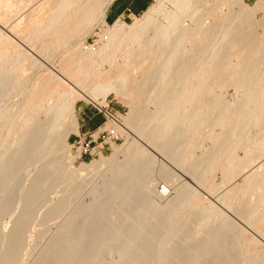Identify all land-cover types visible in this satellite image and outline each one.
Masks as SVG:
<instances>
[{"label":"bare ground","instance_id":"6f19581e","mask_svg":"<svg viewBox=\"0 0 264 264\" xmlns=\"http://www.w3.org/2000/svg\"><path fill=\"white\" fill-rule=\"evenodd\" d=\"M33 1L35 0H23L21 5L24 7ZM169 1L172 3V9L166 10L162 6L157 9L154 6L149 7L144 18L132 26L120 25L119 22L113 25L105 24L106 29L103 32L109 36L108 40L96 50L102 57L101 61L98 62L93 53L88 51H74L66 61V66L63 61L60 62L59 68H66L52 77L53 86L49 85L52 80V75H49L45 80L27 88L19 66L26 54L19 49L11 59L4 60L5 53L0 49V167L3 171L0 176L1 183H10L9 181L17 175L18 162L21 164L22 160L25 164L23 158L31 156L27 167L36 163H39V167L33 165L34 168L37 167V174L34 173L36 177L31 181L30 191L19 193L18 204L22 198L36 194L31 191L37 187L47 196L45 194L52 191L53 185L68 182L63 190L69 187L71 195L78 190L82 192L84 189L81 187L87 186L86 182L99 179L100 182L96 183L92 190L89 189L93 203H89L87 209L86 206L82 209L97 210L99 202L114 199L120 205L125 204L123 209L114 210V213L123 214L121 219L117 214V220L129 224L128 229L117 224L105 232L99 229V233V227L96 226L100 224L95 223L100 221L99 216L97 221L92 219V223H95L92 226L88 220L85 225L80 224L83 230L88 225L97 229L88 232L90 234L86 233L87 229L78 234L79 230H73L74 223L84 215L80 216L79 212L72 213L57 230L58 241L62 235L64 239L62 237V241L46 245L33 264H205L215 262L218 256L224 257L221 255L225 252L211 251V244L225 242L227 236L235 238V246H258V239L246 241L244 227L231 221L226 213L211 202L203 201L193 185L215 193V186L209 185L208 174L217 167L222 174L223 187L228 184L230 177L244 175L240 194L235 199L229 198L232 190L221 193L217 199L248 227H255L264 220V5L258 2L248 8L243 0ZM83 2L84 0L47 2L51 7H55L57 12L32 32V40L23 43L14 37L19 41L15 40L16 46L21 43L24 47L33 48L34 40L39 37L59 36L69 30L78 24L80 19L74 11L70 15L67 12L73 7L82 8ZM104 5L105 1L98 0L87 6L83 11L86 18L102 16ZM258 9L263 11L260 22L254 19V12ZM20 10L16 8L13 0H0V13H8L6 19H2L4 16L0 15V27H7V33L10 34L12 29L6 23L10 20L13 22ZM11 41L9 36H3L0 32V47L15 43ZM52 46V42H48L36 51L43 59H30L34 69L52 61L55 57ZM7 48L8 46L5 49ZM104 65L108 67L107 70H104ZM219 86L220 90L232 86L241 96L236 102L229 104L221 94L216 93V87ZM101 88L103 94L96 96L95 93ZM123 90L129 91L133 99L127 116L122 119L123 125L142 137L152 151L165 157L179 170L180 174L177 175L170 171L169 167L159 164V177L180 182L176 187L167 181L164 182L163 187L168 192L175 188L176 194L164 206L149 198L153 192V180L150 176L153 173H150L156 164L154 152L148 151L134 139L126 141L122 147L114 148L110 157L101 156L88 164L81 163L78 169L70 168L73 159L68 155L67 141L72 133H77L78 123L74 114L76 100L80 98L99 105L107 92L123 93ZM13 98H17V101H13ZM232 120L236 121L234 126L223 131L214 144L200 155L195 154V149L204 135L209 139L214 137L215 129ZM108 122L104 129L123 132L122 125ZM4 126H9L5 134ZM188 154V158H185ZM121 156L122 159H119ZM67 160L70 163H65ZM84 171L86 173L81 175ZM6 193L7 190L2 186L0 195L3 197ZM143 195L150 199L149 202H145L146 198L143 199V202L148 204L141 202L137 206L134 202L137 206L133 207L134 212L125 210V207L132 208L128 207L132 205L128 203L142 200ZM156 195L162 198L160 193L157 192ZM33 197L35 199V195ZM68 197H58L60 199L50 204L47 211L51 212L59 207L61 211L64 210L69 202ZM3 201L0 200V207L8 205ZM112 205L114 208L116 204ZM27 206L22 208V220L13 222V230L6 235L8 239L5 237L7 241L1 243L0 239V264H21L23 261L20 259L22 255L19 256L22 241L18 234L20 229V233H23V220L29 213ZM112 216L110 214L108 219ZM157 216H162L165 220L163 223L167 222V227L161 230L163 238L159 240V233L153 231L150 225L152 223L149 224L148 221L151 217H156L154 219L157 220ZM184 216L190 220L194 218L191 219L190 216H197V220L194 219L196 222L192 221L195 224V231L192 230L194 233L183 232L184 235L187 232L191 235L190 244L194 242L192 240L196 239L197 234L205 236L204 239L198 236L203 239L202 245H199L201 242H195L191 245H199L197 248L193 246L189 248L190 251L186 250L189 251L187 254L181 255L184 251L178 253L180 247L172 252L176 250L174 247L179 245H175L174 239L173 248L170 247L173 250L168 251L167 247L171 244V233L180 228L175 225L177 219ZM29 217L30 215L27 218ZM138 217H144L143 221ZM201 229L204 232H199ZM76 231L78 237H75ZM222 231L228 232V235ZM155 233V250L150 243L154 250L150 253L146 250L148 248L142 247V243L144 239H151ZM93 236L97 238L96 241L84 247L83 240ZM142 237L145 238L142 240ZM181 238L182 236L179 239L182 240ZM183 241L190 240L184 238ZM224 246L227 247L226 244ZM104 251L110 256L116 255L117 260L102 259L101 253ZM248 252L245 251L246 255L243 252L245 256L241 254L244 264H263L264 250L260 253L255 250ZM237 257L235 260L238 264L240 261L238 262ZM226 259L228 261V258Z\"/></svg>","mask_w":264,"mask_h":264},{"label":"rangeland","instance_id":"374dc122","mask_svg":"<svg viewBox=\"0 0 264 264\" xmlns=\"http://www.w3.org/2000/svg\"><path fill=\"white\" fill-rule=\"evenodd\" d=\"M49 1H51V0H35V1L31 2V3H28L26 6L23 7L21 5L23 0H13L16 8H19L21 10H20V12H18L19 14L16 15V19L13 20V22H12V20H10V21H8V23H6V25H10L12 31L9 34V33H7V31H9V29L7 27H5L4 25H3L5 27L4 29H2L0 27V32L2 33V35L3 36L4 35L9 36L10 39L12 40L11 42H15V43H11L10 45L6 44L5 46H1L0 47V49H2V52L5 53V54L3 53L4 54L3 55L4 56V60L11 59L14 56V54L16 53V51L19 50V49H21L22 52L26 54V58L21 60L19 66H21L20 69H21L22 76H23L22 79L24 80L27 88L31 87L32 84H36V83H39V82L45 80L46 78L49 77V75H52L51 76V78H52V77H54V75H57V72L61 73L62 71H65L66 67L61 70L59 68V64H60L61 61H63L64 65L66 66V61L69 60V58L71 57V55L73 54L74 51L81 50L83 52L84 51H88L90 53H93L94 58L98 62H100L102 57H101L100 54L96 53V50L98 49V47H100L101 45L105 44L107 42V40H108V37H109L107 35V33L103 32L106 29V25L103 22V15L102 16L98 15V17H91V18L87 19L86 16H85V13L83 12L85 8L87 9V6H90V5L94 4L98 0H84V2L82 4V8L73 7L67 12L69 15L72 13V11H74L77 14L78 19H80V22L78 24L72 26L69 30L64 31V33H62L59 36H41V37H39L38 39L34 40V43H33L34 47L33 48H30V47H27V46L24 47L21 43H18V46H16L17 42H19V41L25 43V41L32 40V32L39 25H43L52 15H54L57 12L55 7L53 8V7H51L50 3H47ZM103 1H105L104 7L106 8L107 3L110 0H103ZM258 2L260 4H262V5H264V0H243V3L248 8H252ZM152 6H154L155 9H157L160 6H162L166 10L172 9V3L169 0H154L150 7H152ZM2 10L3 9H1V12H2ZM146 12H147V10L145 12L139 14L138 16L130 17V19H121L118 22L120 23V25L121 24H125L127 26H132L137 21L142 20L144 18V16H145ZM6 14L7 15H5V13H4L2 15L0 13V15H2V17L4 16L3 18L2 17L1 18L2 19H4V18L6 19V16H8V13H6ZM262 17H263L262 9H258V10H256L254 12L255 21L260 22L262 20ZM1 18H0V20H1ZM108 25H112V24H108ZM14 37L17 38L19 41L14 39ZM48 42H52V45H53L52 47L55 50V57L52 59V61L50 63L44 65L43 67H39V68L36 67L34 69L33 68L34 66L31 65V63H30V59L32 58V59L40 60L41 56H40V54L38 52H37L38 53L37 54L36 51H38L42 45H44V44H46ZM7 46H8V48L5 49ZM3 48H4L5 51L3 50ZM36 57H38V58H36ZM25 66L27 68H25ZM103 68H104V70L108 69V67L106 65H104ZM53 84H54V82H53V78H52V80H50V82H49V85L53 86ZM121 92L122 91H120V93L118 92L119 94L115 93L114 91L107 92L103 96L104 98H101L99 105H95L92 102L84 101L83 99H80V98L76 100L75 105H74V109H75L74 114H75L76 118H77L78 109L81 108L82 106H89V107H91L92 105L96 106V107L106 106L107 109L111 110V112L118 118V122H116V123L122 125V131L123 132L122 133H118V135L120 136V140L118 142H116L115 144H111L110 146H108V145H101L100 146L99 144L101 143V140L100 139L96 140V142L93 143V145L99 146V149H97V150H92V146H90V144H88V143H85V144H82V145L81 144L71 145V143L68 140L67 141V144H68V155L73 159L71 164H70V168L78 169L80 167L81 163L88 164L92 160H98L101 156H103L105 158L110 157L111 154L113 153V149L114 148L122 147V145L126 141H130L131 139H134L137 142H139L140 144H142L144 146V148H146L148 151L154 152L153 154H154L155 159H156V164H154V166L151 169V173H150V174L153 173L152 175H150V176H152L151 179L153 180V182H152L153 192L150 194L149 198L152 199L154 202L158 203L160 206H164V205H166L168 203V201H170V199L175 197V195H176L175 194V188H173V189H171L169 191V195L167 197L160 198L158 195H156L159 187L163 186L165 181H167L168 183L172 184L173 187H176L180 182L179 181H175V180H171L169 178H161L162 176L159 177V175H160V174H158L159 173L158 171H160L159 170V164H163L167 168L169 167L168 169L170 171L174 172V173H177V175L180 174L179 170L169 160H167L165 157H163L162 155H157V153L155 151H152L153 149L144 141V139H142V137H140L137 133H135L129 127L123 125L122 119L127 116L128 112L130 110L131 103H133V99H132V96L129 93V91L123 90V93H121ZM216 93L217 94H221V96L224 98V100L226 102H228L229 104L236 102L237 99L241 96V93L237 92L232 86H228L226 88H223L222 90H220V86L216 87ZM102 94H103L102 93V88L95 93L96 96H100ZM13 101H17V98H13ZM109 122L111 124H113V125L115 124V123H112L111 121H109ZM109 122H108V124H110ZM19 123H21V121ZM235 123H236V121H234V120H232V122H229V121L225 122L223 127H219L217 129H215L214 137H211L210 139L206 138V136L204 135L202 137L201 141L199 142L197 148L195 149V154L200 155V153L203 152L205 149H208L209 147H211L214 144L215 139L218 138L219 135L223 131L227 130L230 126H232V125L234 126ZM8 127L9 126H6V127L4 126L3 127V133L4 134L6 133V130L8 129ZM85 150H86V153H84ZM239 155L242 156V153L239 152ZM188 156H189V154L186 155L185 158H188ZM23 159L25 161V164L23 163L22 160H20L21 164H19V162H18L19 166H18V172L16 173L17 175H15L14 178H12V180L9 181L10 183H8V181H5L4 183H1V181H0V186L1 187L3 186L7 190V193L4 194L3 197L0 195V197L2 198V199L0 198V200L3 201V199H4L3 202L8 204V205L5 204V206H7V207L3 206V207L6 208L4 210H3V207H0V209H1V211H0V235H1L0 239H1V243L2 242L4 243V242L7 241V239H8L7 236L10 234V230H13L14 227L12 228V226L15 225L14 223H17L18 219L22 220L21 218L23 216H21V215H23L22 211L24 210L22 208L24 206H27V204H29L28 201H30V203L32 202V204H29V206H27L28 210H29L28 214L30 215V217L27 218L29 216L27 214L25 216L24 220H23V225L21 227V228H24L23 229V233H20V231H22L20 229L19 230V234H18L20 239H21V241H22V243H21L22 245H21V247H19V249H22L20 251L22 254L19 252V256L22 255V256H20V259L23 260V261H21V264H33L37 260V258H38L37 256L40 255L39 253H41V251L43 250V248L46 245H48L50 242L54 243V241H57V242L62 241V237L64 239V236L62 235L60 237L61 238L60 241H58L59 234L57 233V230H58L59 226L62 225V223L72 213L79 212L81 214L80 216L84 215L82 218L79 217L80 220L78 219L74 223L75 229L73 228V230H79L78 231L79 233L76 231V234L77 233L80 234L81 232L86 231V229L88 230V231H86V233H88L90 231H93V230L97 229L96 227H99L98 230L99 229L100 230L103 229V231L105 232V231H108L110 229V227H112V225L117 226V224H118V226L121 225V227L123 226V228L128 229V227H129L128 223H123L122 220L121 221L117 220V218H119V217H120L119 219H121L123 214H119L117 212L114 213L115 212L114 210H116L117 208H119V209L122 208L123 209L125 204L120 205V203L118 201L114 200V199L109 201V202H107V200H105V199L103 201L99 202L97 210H95V208L92 211H85L84 209H82L85 206H86V209H87L88 205H90L89 203H93L92 201L94 199H93V196L90 193V190H92L94 188V185L96 183L100 182L99 179H97L96 181L93 180V181H90V182H86L87 186L84 187V185H83L81 187V188L84 189V190L81 189V190H83L82 192L80 190H78V191L75 192V194L73 193L71 195L69 194V187H66V190H63V187L65 189V185L67 186L68 182L63 183L62 185H60V184L53 185L51 187L52 191H49L51 193L48 192L47 194H45L47 196H44V193L41 191V188L37 187V188H35V189H33L31 191L32 194L36 193V194H34L35 195V199H33L34 195L31 194L32 196H30V197L22 198L20 200L19 204H18L19 193L20 192L21 193L22 192L25 193L26 191H28V190L30 191V189H31V185H30L31 181L34 179V177H36L35 174H37L36 173L37 167L34 168V166H38L39 167V165H37L39 163L33 164L34 166L31 164V166L27 167L28 166L27 164H30L29 162H30L31 156L25 157ZM119 159H122V156L119 157ZM66 162L70 163L69 160L65 161V163ZM0 170H1L0 171V176H1L3 174V171H2L1 167H0ZM84 173H86V171L81 172L80 174L84 175ZM31 176H33V177H31ZM208 176H209V185H214L215 186V193H210L206 188L197 187V186L193 185L194 188L196 189L197 193L201 194L202 200L205 201V202H211L213 205L217 206L220 210H222L224 213H226L228 215V217H230L231 221H233V222L237 223L238 225L244 227V229H245V240L246 241L249 242V241L252 240V238L253 239L256 238V239H258L259 243H258V246H256V247L249 245V246H246L244 248V247H240L239 244L235 246L234 243L236 241L235 242L233 241V240H235V238H233V237L229 238L227 236L225 238V240H224L225 242L222 241V243L221 242H216V243L211 244V246H213V247H211L212 248L211 251H217L218 250V251H220L222 253H224V252L226 253V251L228 249H230V250H228V254L227 253H226L227 255L225 253L222 254L221 256H224L222 258H220V256H218L217 260H219V261L216 260L215 262H208V263H205V264H211V263H213V264L214 263L221 264L223 261L227 260L226 258H228V261L223 262L222 264H224V263L225 264H231L232 262H235L237 264V261L235 260L236 259L235 257H237V256H239L237 258L240 259V260L237 259L238 262L240 261L238 264H244V260L241 257V254L243 255V252L246 255L247 253H245V251H247V252L249 251L248 253H251L252 250H255L256 252L260 253L261 250L262 251L264 250V220L262 222H260L258 225H256L255 227H248L239 219V217H237L234 213L228 211L227 208L217 199V196H219L221 193H223L225 191H228V190H232V192H230V194H229V198H231L232 200L235 199L240 194L239 190H240L241 185L243 184L244 175H239V176H236L234 178L230 177V181L224 187L221 186L222 174L219 171V167H217L213 171H211L208 174ZM26 180H28V181H26ZM18 186L21 187V188H19ZM23 187H24V189H23ZM25 188H26V190H25ZM11 189H12V191H11ZM8 192H10V193H8ZM100 192H102L101 189H100ZM53 193H55V194H53ZM16 195H17V197H16ZM40 195H42V196H40ZM38 196H40L41 199H43V200L39 199ZM63 196L64 197L65 196H69L68 197V201H69L68 205L64 208V210L62 209V211H61V207H59V208L54 209L51 212H48L47 209H48L49 205L53 204V203H56L57 200L60 199V198H64ZM58 197H60V198H58ZM31 198L33 199V201H32ZM144 198H146V197L143 195L142 200L141 199L139 201L138 200H133L132 202L128 203V204H132V205L128 206V207H132V208L125 207V210L126 209H130V211H132L141 202H143ZM25 199H27V201ZM150 199L146 198L145 202L147 200L149 202ZM23 200H25V201L23 202ZM25 202H27V204ZM134 202L137 203V206H136V204ZM22 203H24L25 205L22 204ZM112 204H116L115 205L116 208H115V206L113 208ZM142 204H145V203L143 202ZM146 204H148V203H146ZM20 205H21V207H20ZM81 205L83 207H81ZM118 205H119V207H118ZM74 207H76V208H74ZM96 208H97V205H96ZM119 209H117V210H119ZM82 212H84V213H82ZM86 212H89V214H87ZM125 212H127V211H124V213ZM132 212H134V211H132ZM44 213H45V215H44ZM113 213L115 214L114 217L116 219L112 216ZM110 214H111L112 217L108 219ZM117 214L119 215V217L117 216ZM137 215L138 214H136V216ZM99 216H100V221L98 222L97 218ZM162 216H157V220L154 219L156 217H153V218L151 217L148 220L149 224L152 223L150 225L154 229L153 231L154 232L157 231V233H159L161 235L160 236L158 234V237H157L158 240L163 238L161 230L163 231L167 227V222H166V224H165V222L163 223V221H165V220L162 218ZM190 217H191V219H192V217H194V218L192 220H190L189 217H185L184 216L183 217L184 219L182 217L177 219V221H179V222L176 221L175 225H177V227H180V228H179V230H177V231L175 230L174 232L171 233V235H170L171 244L167 247V250L168 249L169 250L170 249L173 250L172 246L174 244L173 243L174 240L176 241L175 245L179 244V245H177L178 247L175 246L174 249H176V248L179 249V247H180V249L178 251V253H180V254H181V252L184 251V253H182L181 255L187 254L191 250L189 248L195 246L196 244H199V242H201L199 245H202L203 239H204V236H205V234L204 235L201 234L202 232H204L203 229H201L199 231V232L202 231L200 233L202 236L197 234V237L198 236L199 237H203V239L199 238V237L198 238L196 237L195 240H192L194 242H192L191 244H194L195 242H198V243H196L195 245H191L190 244L191 235L189 233L195 231L194 230L195 224H193L192 221L196 222L195 220H197V216H190ZM26 218L28 220H26ZM90 218H91V220H89ZM93 218H94L95 221H97V222H95L96 225H97V223L100 224V225L99 226L97 225L96 227L95 226L94 227H90L88 225V227H86L85 230H83V227H81V226L85 225V223H86L85 221L88 220L89 223H92V219ZM112 218H114V219H112ZM143 218L144 217H141V218L138 217V219L141 220V222L143 221L142 220ZM40 219H41V221H40ZM152 219H154V220H152ZM24 221H25V223H24ZM154 221H155V223H153ZM180 222H183L184 224L180 223ZM95 223H92L90 225L92 226ZM113 223H115V224H113ZM122 223H123V225H122ZM145 223L147 224V222H145ZM162 223L164 225H162ZM80 224H82V225H80ZM149 224H147V226H150ZM188 224H190V225H188ZM185 225H188V226H185ZM192 225H194V226H192ZM125 226H127V227H125ZM157 227H158V229H157ZM181 227L183 229H181ZM184 227H186V228H184ZM155 228H156V230H155ZM186 229H188V230H186ZM42 230H44V231H42ZM98 230H96V232ZM101 231L99 233H101ZM185 231H188L189 233L187 232V234L184 235V233H186ZM226 231L229 232V230H227V229H226ZM7 232H8V234H7ZM175 232H176V234H175ZM225 232H223V233L225 234ZM228 232H226V234ZM157 233L153 234V237L151 239H149V240H145L144 239L145 237H142V240L144 239V243L147 242L145 245H144V243H142V247L144 246L145 249L148 248L146 250L148 252H150V253L155 250V246H154L155 244L154 243L157 241V239L155 238ZM72 234H73V232H72ZM76 234L74 233V235H76ZM78 234L75 237H78L79 236ZM88 234H90V233H88ZM180 234L182 236V238H181L182 240L185 238V240L188 239L190 241H185V242L183 241L182 242V240L179 239L181 237V236H179ZM174 236H176V238ZM5 237H7V239ZM71 237H73V236L71 235ZM87 239H88V237H87ZM87 239L83 240L82 245H84V247L90 246V244L94 243L93 241H96L97 238H94V236H93V238H89L90 240L88 239L89 242L86 241ZM227 239H229L231 241H229ZM154 240H155V242H154ZM177 241H178V243H177ZM227 242H230V243H227ZM150 243L152 244V246H154L153 247L154 250L152 249V246H151ZM186 243H188V244H186ZM218 244H223V245H218ZM225 244H226L227 247L224 246ZM199 245L195 246L194 248H197ZM22 246H24V247H22ZM30 246H33V247H30ZM218 246H221L222 248L218 247ZM170 247H172V248H170ZM229 247H231V248H229ZM149 248H150V250H149ZM186 248H188V249H186ZM29 249H30V251H29ZM177 249L172 251V252L177 251ZM209 249H210V247H209ZM186 250H189V251H186ZM242 250H243V252L240 253V251H242ZM235 251H237V252L235 253ZM33 253H35V254H33ZM102 253H101V258L105 259V261H109L111 258L114 261L117 260V256L116 255L110 256L105 251L102 252ZM27 254L28 255L31 254V256L30 255L28 256ZM103 255H105V256H103ZM234 255H235V257H234ZM245 255H243V256H245ZM230 257L231 258L234 257V258L231 259ZM23 258L25 259V261H24ZM183 258H185V256H183ZM233 260H235V261H233ZM232 264H234V263H232ZM260 264H262V263H260ZM263 264H264V261H263Z\"/></svg>","mask_w":264,"mask_h":264},{"label":"crops","instance_id":"0c3cea01","mask_svg":"<svg viewBox=\"0 0 264 264\" xmlns=\"http://www.w3.org/2000/svg\"><path fill=\"white\" fill-rule=\"evenodd\" d=\"M153 1L154 0H110L103 13V21L106 25H113L118 23L121 19H130V17L138 16L145 12ZM102 108L107 107L102 106ZM77 123V133H72L68 137L71 145L88 143L92 146V150L99 149V146L93 145V143L100 139L101 132L107 124L99 107L92 105L91 107L82 106L79 108L77 112Z\"/></svg>","mask_w":264,"mask_h":264},{"label":"built area","instance_id":"2783aa9c","mask_svg":"<svg viewBox=\"0 0 264 264\" xmlns=\"http://www.w3.org/2000/svg\"><path fill=\"white\" fill-rule=\"evenodd\" d=\"M99 110L103 113L106 122H118V118L111 112V110L102 107H99ZM100 140V145L110 146L111 144H115L116 142H118L120 140V136L113 129H104L101 132ZM84 153H86V150L84 151ZM157 192L162 195V198L167 197L169 195V192L163 186H160Z\"/></svg>","mask_w":264,"mask_h":264}]
</instances>
